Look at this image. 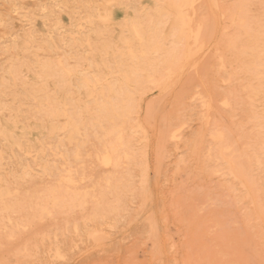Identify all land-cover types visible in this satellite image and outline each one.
Segmentation results:
<instances>
[{"label":"rangeland","instance_id":"obj_1","mask_svg":"<svg viewBox=\"0 0 264 264\" xmlns=\"http://www.w3.org/2000/svg\"><path fill=\"white\" fill-rule=\"evenodd\" d=\"M43 1L0 0V264H264V0Z\"/></svg>","mask_w":264,"mask_h":264},{"label":"bare ground","instance_id":"obj_2","mask_svg":"<svg viewBox=\"0 0 264 264\" xmlns=\"http://www.w3.org/2000/svg\"><path fill=\"white\" fill-rule=\"evenodd\" d=\"M31 1H32V0H31ZM34 1H35V0H34ZM181 1H183V0H181ZM186 1H187V0H186ZM192 1H193V0H192ZM192 1H191V2H192ZM195 1H196V0H195ZM217 1H218V0L213 1L214 4H215V2H217ZM223 1H224V0H223ZM243 1H245V0H243ZM42 2H44V1L42 0ZM189 2H190V1H189ZM191 2H190V5H191ZM198 2H200V1H198ZM219 2L222 4V0L219 1ZM234 2L236 3L237 1H234ZM238 2L241 3L242 1L238 0ZM248 2H251V0H247V2L245 1L244 4H245V3H248ZM90 3H91V2H90ZM193 3H194V2H193ZM200 3H201V2H200ZM205 3H206V2H205ZM205 3H204V6L207 7V5H205ZM224 3H225V2H224ZM224 3H223V4H224ZM57 4H58V3H57ZM170 4H171V3H170ZM181 4H182V3H181ZM184 4H185V2H184ZM186 4H187V2H186ZM186 4H185V5H186ZM221 4H220L219 7L222 6ZM241 4H242V3H241ZM250 4H251V3H250ZM187 5H188V4H187ZM194 5H197V3L194 4ZM202 5H203V4H202ZM215 5H217V4H215ZM224 5H225V4H224ZM237 5L239 6V3H238ZM237 5H236V8H238ZM242 5H243V4H242ZM217 6H218V5H217ZM243 6H244V5H243ZM165 7H166V6H165ZM176 7H177V6H176ZM179 7H181V6H179ZM190 7H191V6H190ZM206 7H202V8L206 10ZM219 7H218V8H219ZM223 7H224V6H223ZM223 7H222V10L225 11L226 9H225V7H224V8H223ZM241 7H242V6H241ZM241 7H240V9H241ZM263 7H264V6H263ZM263 7H262V8H263ZM166 8H167V7H166ZM181 8H182V7H181ZM184 8H186V7H184ZM184 8H183V9H184ZM188 8H189V7H188ZM195 8H196V7H195ZM215 8H216V7H215ZM66 9H67V8H66ZM84 9H85V8H84ZM177 9H179V8H177ZM203 9H202V11H204ZM207 9H208V8H207ZM224 9H225V10H224ZM231 9H232V8H231ZM231 9H230V10H231ZM234 9H235V8H234ZM234 9H233V10H234ZM64 10H65V9H64ZM93 10H94V9H93ZM219 10H220V8H219ZM222 10H221V11H222ZM227 10H228V9H227ZM227 10H226V11H227ZM233 10H232V12H233ZM238 10H239V8H238ZM241 10H242V9H241ZM260 10L262 11L261 8H260ZM41 11H42V10H41ZM91 11H92V10H91ZM94 11H95V10H94ZM186 11H187V10H186ZM223 11H222V12H223ZM226 11H225V12H226ZM235 11H236V10H235ZM263 11H264V10H263ZM263 11H262V13H263ZM162 12H163V10H162ZM183 12H184V11H183ZM207 12H208V11H207ZM219 12H220V11H219ZM227 12H228V11H227ZM232 12H231V14H232ZM241 12H242V11H241ZM241 12H240V13H241ZM250 12H251V11H250ZM8 13H9V12H8ZM154 13H155V12H154ZM223 13H224V12H223ZM229 13H230V12H229ZM237 13H238V11H237ZM258 13H260V12H258ZM69 14H70V13H69ZM110 14H111V13H110ZM186 14H187V12H186ZM189 14H190V12H189ZM196 14H197V13H196ZM210 14H211V13H210ZM221 14H222V13H221ZM224 14H225V13H224ZM231 14H230V15H231ZM234 14H235V13H234ZM56 15H57V14H56ZM60 15H61V14H60ZM60 15H59V16H60ZM226 15H227V13H226ZM226 15H225V16H226ZM242 15H243V14H242ZM244 15H245V14H244ZM259 15H260V14H257L256 16L258 17ZM262 15H264V14H262ZM262 15L259 16V17L264 18ZM12 16H13V15H12ZM24 16H25V15H24ZM66 16H67V15H66ZM187 16H188V15H187ZM187 16H186V17H187ZM204 16L206 17V16H210V15H207V14L205 15V13H204ZM204 16H203V18H205ZM221 16H222V15H221ZM227 16L230 17L229 15H227ZM232 16H233V15H232ZM239 16H240V15H239ZM247 16H249V15H247ZM253 16H254V15H253ZM256 16H254V17H256ZM186 17H185V18H186ZM188 17H189V16H188ZM188 17H187V18H188ZM193 17H194V16H193V14H192V17H191V18H193ZM236 17H237V16H236ZM257 17H256V18H257ZM60 18H61V16H60ZM106 18H107V17H106ZM187 18H186V21H187ZM201 18H202V16H201ZM206 18H207V17H206ZM217 18H218V17H217ZM233 18H234V17H233ZM245 18H247V17L245 16ZM250 18H251V17H250ZM252 18H253V17H252ZM87 19H88V18H87ZM210 19L212 20V16H210ZM221 19H223V18H221ZM237 19H239V17H238ZM248 19H249V18H248ZM257 19H258V18H257ZM60 20H62V19H60ZM68 20H70V19H68ZM101 20H102V19H101ZM103 20H104V19H103ZM103 20H102V22H103ZM135 20H136V18H135ZM183 20H184V19H183ZM183 20H181V21H183ZM188 20H189V19H188ZM192 20H193V19H192ZM204 20H205V19H204ZM207 20H208V18H207ZM207 20H206V22H207ZM226 20H227V19H226ZM226 20H225V21H226ZM228 20H229V19H228ZM230 20H231V19H230ZM244 20H245V19H244ZM246 20H247V19H246ZM246 20H245V21H246ZM250 20H251V19H250ZM254 20H255V18H254ZM105 21H106V19H105ZM181 21H180V23H181ZM190 21H191V20H190ZM197 21H198V20H197ZM221 21H222V20H221ZM233 21H234V20H233ZM235 21H237V20H235ZM235 21H234V24H235ZM245 21H244V22H245ZM248 21H249V20H248ZM251 21H253V20H251ZM251 21H250V22H246V23L248 24V23H253V22L256 23V22H257V21H253V22H251ZM57 22H58V21H57ZM61 22H62V21H61ZM133 22H135V21H133ZM133 22H132V23H133ZM187 22H188V21H187ZM203 22H204V21H203ZM227 22H230V21H227ZM244 22H242V23H244ZM50 23H51V22H50ZM54 23H55V22H54ZM99 23H100V22H99ZM129 23H130V22H129ZM184 23H185V22H184ZM199 23H200V22H199ZM209 23L213 24L211 21L208 22V24H209ZM231 23H232V22H231ZM231 23H230V24H231ZM260 23H261V22H260ZM88 24H90V23H88ZM181 24H182V23H181ZM186 24H187V23H186ZM236 24H237V23H236ZM261 24H262V23H261ZM261 24H257V26H258V25H261ZM60 25H61V24L59 23V26H60ZM68 25H69V23H68ZM133 25H134V23H133ZM184 25H185V24H184ZM189 25H190V23H189ZM227 25H228V24H227ZM232 25H233V23H232ZM232 25H231V26H232ZM237 25H238V24H237ZM242 25H243V24H242ZM253 25H254V23H253ZM253 25H252V26H253ZM262 25H263V24H262ZM126 26H127V25H126ZM129 26H130V25H129ZM193 26H194V25H193ZM197 26H198V25H197ZM197 26H196V27H197ZM200 26H201V24H200ZM225 26H226V25H225ZM246 26H249V24L246 25ZM39 27H40V26H39ZM62 27H63V26H62ZM130 27H131V26H130ZM139 27H140V26H139ZM180 27H182V26L180 25ZM184 27H185V26H183L182 28H184ZM186 27H187V26H186ZM188 27H189V26H188ZM201 27H202V26H201ZM221 27H222V26H221ZM234 27H235L234 30H236V26H234ZM242 27H243V26H242ZM242 27H241V28H242ZM244 27H245V26H244ZM249 27H250V26H249ZM64 28H65V26H64ZM79 28H81V27H79ZM131 28H132V27H131ZM219 28H220V26H219ZM222 28H223V27H222ZM230 28H231V27L229 26V29H230ZM252 28H253V27H252ZM41 29H42V28H41ZM41 29H39V30H41ZM70 29H71V28H70ZM188 29H189V28H188ZM196 29H198V27H197ZM196 29H194V30H196ZM226 29H227V27H226ZM246 29H249V28H246ZM255 29H256V28H255ZM260 29H261V27H260ZM260 29H259V30H260ZM68 30H69V29H68ZM133 30H134V27H133ZM232 30H233V29H231V31H232ZM242 30H243V29H242ZM3 31H4V30H3ZM41 31H42V30H41ZM130 31H131V30H130ZM179 31H180V30H179ZM189 31H190V30H189ZM196 31H198V30H196ZM196 31H195V33L198 34V32H196ZM224 31H225V30H224ZM248 31H252V30H251V27H250V30H248ZM255 31H258V27H257V30H255ZM4 32H5V31H4ZM4 32H3V33H4ZM134 32H135V31H134ZM186 32H188V31L186 30ZM186 32H185V33H186ZM260 32H261V30H260ZM25 33H26V32H25ZM46 33H47V32H46ZM118 33H119V32H118ZM190 33H191V31H190ZM190 33H189V34H190ZM195 33H194V34H195ZM220 33H221V32H220ZM234 33H235V31L233 32V34H234ZM238 33H239V31H238ZM245 33H246V32H245ZM250 33H251V32H250ZM29 34H30V33H29ZM89 34H90V33H89ZM121 34H122V33H121ZM135 34H136V33H135ZM135 34H134V35H135ZM183 34H184V33H183ZM191 34H192V33H191ZM191 34H190V37L192 36ZM197 34H196V36H197ZM229 34H230V36H231V33H229ZM233 34H232V35H233ZM259 34H260V33H259ZM4 35H5V34H4ZM4 35H3V36H4ZM49 35H50V34H49ZM224 35H225V34H224ZM227 35H228V33H227ZM248 35H249V34H248ZM253 35H254V34H253ZM8 36H9V35H8ZM8 36H7V37H8ZM29 36H30V35H29ZM79 36H80V35H79ZM181 36H182V34H181ZM183 36H184V35H183ZM185 36H186V35H185ZM222 36H223V35H222ZM241 36H242V34H240V37H241ZM244 36H245V34H244ZM21 37H22V36H21ZM65 37H66V36H65ZM65 37H64V38H65ZM73 37H74V36H73ZM82 37H83V35H82ZM96 37H97V36H96ZM121 37H122V36H121ZM231 37H232V36H231ZM236 37H237V36H236ZM74 38H75V37H74ZM74 38H73V39H74ZM76 38H77V37H76ZM117 38H118V37H117ZM136 38H137V37H136ZM155 38H156V37H155ZM186 38H188V37H185V39H186ZM192 38H193V36H192ZM224 38H226V40H227V37H224ZM244 38L247 39V37H244ZM253 38H254V37H253ZM25 39H27V38H25ZM93 39H96V38L94 37ZM134 39H135V38H134ZM188 39H189V38H188ZM200 39H201V38H200ZM232 39H233V38H232ZM234 39H237V38H235V35H234ZM234 39H233V40H234ZM242 39H243V38H242ZM249 39H250V38H249ZM249 39H248V42H247V41H244L245 43H247V45L250 44ZM74 40H75V39H74ZM97 40H99V39H97ZM124 40H125V39H124ZM124 40H123V41H124ZM189 40H190V39H189ZM191 40H192V39H191ZM195 40H196V39H195ZM230 40H231V38H230ZM237 40H238V39H237ZM237 40H235L237 43L240 42V41H237ZM184 41H185V40H184ZM228 41H229V40H228ZM242 41H243V40H242ZM253 41H254V40H253ZM76 42H77V41H75V43H76ZM138 42H139V41H138ZM236 42L234 43V45L236 44ZM251 42H252V41H251ZM22 43H23V42H22ZM185 43H186V42H185ZM192 43H193V42H192ZM195 43H196V41H195ZM226 43H227V42H225V44H226ZM88 44H89V43H88ZM139 44H140V43H139ZM225 44H224V45H225ZM230 44H231V42H230ZM230 44H229V45H230ZM232 44H233V43H232ZM240 44H241V43H240ZM242 44H243V42H242ZM253 44H254V43H253ZM8 45H9V43H8ZM24 45H25V43H24ZM27 45H28V44H27ZM229 45H227V46H229ZM236 45H237V44H236ZM236 45H235V46H236ZM238 45H239V44H238ZM251 45H252V44H251ZM19 46H20V45H19ZM44 46H46V45H44ZM53 46H55V45L53 44ZM103 46H104V44H103ZM198 46H200V44H198ZM198 46H197V47H198ZM222 46H223V45H222ZM227 46H226V47H227ZM235 46H234V47H235ZM239 46H240V45H239ZM245 46H246V45H245ZM245 46H244V47H245ZM11 47H12V45H11ZM30 47H31V46H30ZM65 47H66V45H65ZM81 47H82V46H81ZM190 47H192V45H191ZM200 47H201V46H200ZM229 47H230V46H229ZM229 47H228V50H229V53H230V49H229ZM232 47H233V45H232ZM250 47H251V46H250ZM45 48H46V47H45ZM58 48H60V47H58ZM61 48H62V47H61ZM198 48H199V47H198ZM223 48H224V46H223ZM223 48H222L221 51L224 52L225 48H224V49H223ZM236 48H239V47H236ZM236 48H235V49H236ZM247 48H248V47H247ZM5 49H6V48H5ZM70 49H71V48H70ZM78 49H79V48H78ZM80 49H81V48H80ZM184 49H185V48H184ZM187 49H188V48H187ZM196 49H197V48H196ZM202 49H203V47H202ZM202 49H201V50H202ZM226 49H227V48H226ZM231 49H232V48H231ZM241 49H243V48H241ZM245 49H246V48H245ZM250 49H251V48H250ZM16 50H17V49H16ZM52 50H53V49H51V51H52ZM54 50H55V49H54ZM58 50H59V49H58ZM58 50H57V52H58ZM60 50H61V49H60ZM152 50H153V49H152ZM236 50H237V49H236ZM236 50H234V52H235ZM243 50H244V49H243ZM10 51H11V50H10ZM24 51H25V50H24ZM55 51H56V50H55ZM78 51H80V50H78ZM112 51H115V50H112ZM150 51H151V50H150ZM188 51H190V50L188 49ZM193 51H195V53L193 54V57H194L195 54H197L200 50H199V51H198V50H195V46H194V50H193ZM206 51H207V50H206ZM231 51H232V50H231ZM17 52H20V51L17 50ZM17 52H16V53H17ZM39 52H40V51H39ZM64 52H65V51H64ZM64 52H63V53H64ZM104 52H105V51H104ZM104 52H103V53H104ZM128 52H129V50H128ZM196 52H197V53H196ZM240 52H241V51H239L238 53H240ZM44 53H45V51H44ZM58 53H59V52H58ZM112 53H113V52H112ZM118 53H119V52H118ZM205 53H206V52H205ZM225 53H226V52H225ZM225 53H224V54H225ZM231 53L233 54V51H232ZM241 53H243V52H241ZM246 53H247V52H246ZM17 54H19V53H17ZM33 54H34V53H33ZM37 54H38V53H36V55H37ZM61 54H62V53H61ZM61 54H60V55H61ZM142 54H143V53H142ZM187 54H189L188 57H190V55L192 54V51H191L190 53L188 52ZM220 54H222V52H221ZM236 54H237V53H236ZM31 55H32V54H31ZM55 55H56V54H55ZM58 55H59V54H58ZM60 55H59V56H60ZM108 55H109V54H108ZM114 55H115V54H114ZM127 55H128V54H127ZM130 55H131V54H130ZM182 55H183V57L185 56L184 53H183ZM222 55H223V54H222ZM222 55H221L220 57H222ZM227 55H228V54H227ZM227 55H226V56H227ZM229 55H231V54H229ZM238 55H239V54H238ZM11 56H13V55H11ZM23 56H24V55H23ZM28 56H30V55H28ZM67 56H68V55H67ZM87 56H89V55H87ZM97 56H99V55H97ZM103 56H105V55H103ZM103 56H102V57H103ZM140 56H141V55H140ZM191 56H192V55H191ZM226 56H225V58H226ZM233 56H235V53H234ZM233 56H232V57H233ZM240 56H241V55H240ZM240 56H239V57H240ZM21 57H22V55H21ZM31 57H32V56H31ZM50 57H52V55H51ZM50 57H49V58H50ZM55 57H56V56H55ZM57 57H58V56H57ZM62 57L64 58V57H66V56H63V54H62ZM72 57H73V56H72ZM76 57H77V56H76ZM84 57H85V56H84ZM118 57H119V56H118ZM124 57H125V56H124ZM227 57H228V56H227ZM232 57H231V58H232ZM241 57L243 58V57H244V54H243V56H241ZM17 58H18V55H17ZM19 58H20V57H19ZM19 58H18V59H19ZM34 58H35V57H34ZM34 58H33V59H34ZM41 58H42V57H41ZM63 58H62V59H63ZM69 58H71V57H69ZM103 58H104V57H103ZM225 58H222V62H223V60H224ZM228 58L231 59L230 56H229ZM228 58H227V59H228ZM235 58L238 59L237 55H236ZM261 58H262V57H261ZM100 59H101V58H100ZM131 59H132V58H131ZM187 59H189V58H187ZM232 59H233V58H232ZM232 59H231V60H232ZM237 59H236V60H237ZM34 60H35V59H34ZM37 60H38V59H37ZM183 60H185V59H183ZM231 60H228V61L231 63ZM233 60H235V59H233ZM239 60H240V58H239L237 61L240 62ZM46 61H47V60H46ZM61 61H62V60H61ZM67 61H68V60H67ZM113 61H114V60H113ZM128 61H129V60H128ZM15 62H16V61H15ZM57 62H58V61H57ZM184 62H186V61H184ZM222 62H221V63H222ZM224 62H227V60L224 61ZM232 62H233V61H232ZM235 62H236V61H235ZM235 62H233L234 65H235ZM238 62H237V63H238ZM243 62H244V61H243ZM243 62H241V65H242ZM245 62H246V61H245ZM13 63H14V62H13ZM46 63H47V62H46ZM53 63H54V62H53ZM59 63H60V62H59ZM59 63H58V64H59ZM227 63H228V62H227ZM230 63H229L228 65H230ZM15 64H16V63H15ZM37 64H38V63H37ZM132 64H133V62H132ZM136 64H137V63H136ZM48 65H49V64H48ZM86 65H87V64H86ZM130 65H131V63H130ZM133 65H134V64H133ZM222 65H223V64H222ZM222 65H221V66H222ZM225 65H226V64H225ZM228 65H226V66H228ZM232 65H233V64H231V67H233ZM237 65H238V64H237ZM247 65H248V64H247ZM247 65H246V66H247ZM249 65H250V64H249ZM249 65H248V66H249ZM59 66H60V65H59ZM63 66H64V65H63ZM136 66H137V65H136ZM223 66H224V65H223ZM96 67H97V66H96ZM115 67H116V66H115ZM160 67H161V66H160ZM183 67H184V66H183ZM229 67H230V66H229ZM234 67H235V66H234ZM236 67H237V66H236ZM238 67L240 68L239 65H238ZM49 68H50V67H49ZM88 68H89V67H88ZM192 68H194V67H192ZM192 68H190V69H192ZM223 68H224V67H223ZM47 69H48V68H47ZM65 69H66V68H65ZM86 69H87V67H86ZM93 69H94V68H93ZM220 69H221V68H220ZM227 69H228V68H227ZM230 69H231V68H230ZM230 69H228V70L230 71ZM11 70H12V69H11ZM15 70H16V69H15ZM23 70H25V69L23 68ZM23 70H22V71H23ZM66 70H67V69H66ZM88 70H89V69H88ZM116 70H117V69H116ZM214 70H215V68H214ZM214 70H213V71H214ZM228 70H227V71H228ZM96 71H97V70H96ZM117 71H118V70H117ZM168 71H169V69H168ZM215 71H216V70H215ZM215 71H214V72H215ZM218 71H219V70H218ZM224 71H225V70H224ZM224 71H223V72L221 71V72L224 73ZM229 71H228V72H229ZM234 71H235V70H234ZM8 72H9V71H8ZM64 72H65V74H66V71H65V70H64ZM151 72H152V71H151ZM164 72H165V71H164ZM169 72H170V71H169ZM172 72H173V71H172ZM172 72H170V74H171ZM235 72H237V71H235ZM27 73H28V72H27ZM85 73H86V72H85ZM87 73H88V72H87ZM93 73H94V72H93ZM152 73H153V72H152ZM217 73H218V72H217ZM225 73H226V72H225ZM230 73H231V71H230ZM69 74H70V73H69ZM91 74H92V73H91ZM173 74H174V73H173ZM173 74H172V75H173ZM16 75H17V74H16ZM45 75H46V73H45ZM66 75L68 76V73H67ZM75 75H77V74L75 73ZM89 75H90V74H89ZM145 75H146V74H144V76H145ZM179 75H180V74H179ZM214 75H216V73H215ZM4 76H5V75H4ZM4 76H3V77H4ZM11 76H12V75H11ZM31 76H32V75H31ZM52 76H53V75H52ZM91 76H92V75H91ZM108 76H109V75H108ZM124 76H125V75H124ZM150 76H151V75H150ZM166 76H167V75H166ZM166 76H165L164 78H166ZM169 76H170V75H168L167 78H168ZM217 76H218V75H217ZM223 76H224V75H222V77H223ZM68 77H69V76H68ZM68 77H67V78H68ZM72 77H73V75H72ZM114 77H116V76H114ZM147 77H148V76H147ZM147 77H146V78H147ZM177 77H178V76H177ZM219 77H220V71H219ZM222 77H221V78H222ZM53 78H55V77H53ZM92 78H93V77H92ZM119 78H120V77H119ZM125 78H126V77H125ZM171 78H172V77H171ZM217 78H218V77H217ZM223 78H224V77H223ZM90 79H91V78H90ZM107 79H108V78H107ZM168 79H169V78H168ZM70 80H71V79H70ZM84 80H85V79H84ZM99 80H100V79H99ZM136 80H137V79H136ZM146 80H147V79H146ZM107 81H108V80H107ZM183 81H184V80H183ZM220 81H221V80H220ZM63 82H64V81H63ZM97 82H98V81H97ZM125 82L128 83V80L125 81ZM162 82H163V81H162ZM177 82H178V81H177ZM222 82H223V81H221V83H222ZM84 83H86V82L84 81ZM87 83H88V81H87ZM105 83H106V82H105ZM105 83H104V84H105ZM158 83H159V82H157V84H158ZM182 83H183V82H182ZM56 84H57V83H56ZM99 84H100V83H99ZM154 84H155V83H154ZM185 84H186V83H185ZM222 84H223V83H222ZM68 85H69V84H68ZM76 85H77V84H76ZM86 85H87V84H86ZM93 85H94V83H93ZM136 85H137V84H136ZM139 85H140V84H139ZM126 86H127V85H126ZM142 86H143V85H142ZM156 86H158V85H156ZM55 87H56V86H55ZM62 87H63V85H62ZM69 87H70V86H69ZM134 87H135V86H134ZM92 88H93V87H92ZM97 88H98V86H97ZM100 88H101V87H100ZM129 88H130V87H129ZM130 89H131V88H130ZM59 90H60V89H59ZM88 90H89V87H88ZM108 90H109V89H108ZM110 90H111V88H110ZM61 91H63V90H61ZM74 91H75V90H74ZM79 91H80V90H79ZM81 91H82V90H81ZM77 93H78V92H77ZM24 94H25V93H24ZM54 94H55V93H54ZM73 95H74V94H73ZM66 96H67V95H66ZM66 96H65V97H66ZM68 96H69V95H68ZM107 96H108V95H107ZM22 97H23V99H24V96H22ZM65 97H64V98H65ZM193 97H194V96H193ZM13 98H14V97H13ZM225 98H226V97H225ZM225 98H224V100H225ZM7 99H8V98H7ZM9 99H10V98H9ZM10 100H11V99H10ZM13 100H14V99H13ZM63 100H64V99H63ZM118 100H119V101H117L116 103H111V104H110V107H109V106H106V105H102L101 107H99V109H98V117H101L100 119L103 120V119L108 118V117L110 118L111 114L117 113L119 110H123L124 107H125V100H123V99H118ZM190 100H191V99H190ZM47 101H48V100H47ZM204 101H205V100H204ZM37 102L40 103L41 101H37ZM192 102H193V101H192ZM11 103H12V102H11ZM13 103H14V102H13ZM39 103H38V105H39ZM206 103H207V102H206ZM206 103H205V104H206ZM195 104H197V103H195ZM195 104H194V105H195ZM207 104H209V102H208ZM218 104H221V102H219ZM10 105H12V104H10ZM221 105H223V104H221ZM197 106H198V104H197ZM224 106H225V105H224ZM20 107H21V106H20ZM207 107H208V105H207ZM222 107H223V106H222ZM22 108H23V107H22ZM195 108H196V107H195ZM197 108H198V107H197ZM198 109H199V108H198ZM198 109H197V112L200 113ZM204 109H205V108H204ZM6 110H7V109H6ZM36 110H37V109H36ZM192 110H193V109H192ZM210 110H211V109H210ZM37 111H38V110H37ZM194 111H195V110H194ZM200 111H201V110H200ZM74 112H75V111H72V113H70V114H69V113L66 114L65 111H64L61 107H59L58 105H55V106H53V108L51 109V111H50V115H51V117H57V116H60V115L62 114V116L66 117L67 123H69L68 125H70V127L73 128V127H78V124H77L78 121L76 120V117H75V113H74ZM195 112H196V111H195ZM28 113H29V112H28ZM32 113H34V112H32ZM35 113H37V112H35ZM126 113H128V112L126 111ZM207 113H208V112H207ZM192 114H193V113H192ZM194 114H195V113H194ZM22 115H23V114H22ZM29 115H30V113H29ZM31 115L34 116V114H31ZM31 115H30V116H31ZM36 115H37V114H36ZM115 115H116V114H115ZM116 116H117V115H116ZM129 116H130V115H129ZM195 116H196V115H195ZM205 116H206V115H205ZM64 117H63V118H64ZM111 117H112V116H111ZM201 117H202V116H201ZM0 118H1V117H0ZM30 118H31V117H30ZM34 118H37V117H34ZM34 118H33V120H34ZM195 119H196V118H195ZM204 119H205V118H204ZM1 120H2V119H1ZM110 120H111V119H110ZM207 120H208V119H207ZM30 121H31V120H30ZM76 121H77V122H76ZM99 121H100V120H99ZM8 122H9V121H8ZM34 122H35V121H34ZM39 122H41V121H39ZM39 122H38V123H39ZM46 122H47V121H46ZM49 122H50V121H49ZM44 123H45V122H44ZM44 123H43V124H44ZM120 123H121V122H120ZM192 123H193V122H192ZM195 123H196V122H195ZM205 123H206V122H205ZM39 124H40V123H39ZM34 125H35V124H34ZM206 125H207V124H206ZM18 126H19V125H18ZM21 126H22V125H21ZM83 126H84V125H83ZM46 127H47V126H46ZM50 127H51V126H50ZM115 127H116V126H115ZM115 127H114V128H115ZM21 128H22V127H21ZM42 128H43V127H42ZM198 128H199V126H198ZM74 129H75V128H74ZM118 129H119V128H118ZM120 129H121V128H120ZM120 129H119V131H120ZM101 130H102V129H101ZM198 131H200V130L198 129ZM50 132H51V131H50ZM70 132H71V131H70ZM88 132H89V130H88ZM214 132H215V131H214ZM22 133H23V132H22ZM112 133H113V132H112ZM107 134H108V132H107ZM107 134H106V135H107ZM118 134H119V133H118ZM169 134H170V133H169ZM171 134H172V133H171ZM25 136H26V135H25ZM28 136H30V135H28ZM135 136H136V135H135ZM115 137H116V136H115ZM172 137L174 138V137H175V134H172ZM221 137H222V136H221ZM28 138H29V137H28ZM40 138H41V137H40ZM65 138H66V137H65ZM178 138H179V137H178ZM66 139H68V138H66ZM176 139H177V137H176ZM176 139H175V140H176ZM70 140H71V139H70ZM169 140H171V139H169ZM177 140H178V139H177ZM67 141H68V140H67ZM77 142H78V141H77ZM81 142H82V141H81ZM131 142H132V141H131ZM36 144H37V143H36ZM57 144H59V142H58ZM75 144H76V143H75ZM15 146H16V145H15ZM26 146H27V145H26ZM200 146H201V145H200ZM11 147H12V146H11ZM31 147H32V146H31ZM229 147H230V146H229ZM15 148H17V147H15ZM20 148H21V147H20ZM55 148H56V147H55ZM2 149H5V148H2ZM17 149H18V148H17ZM101 149H102V148H101ZM227 149H228V148H227ZM227 149H226V150H227ZM85 150H86V149H85ZM103 150H104V155L102 154L103 156H102V155L99 156V157L102 156V158H101V162H100V163H102L103 165H109V164H110V161H111V159H112V157H113V155H114V153H115V151H116V148H115V146H109V147H106V148L103 149ZM224 150H225V149H224ZM5 151H6V149H5ZM49 151H50V150H49ZM76 151H77V150H76ZM20 152H22V151H20ZM6 153H7V151H6ZM74 153H76V152H74ZM85 154H86V153H85ZM207 154H208V151H207ZM214 154H215V153H214ZM219 154H220V153H219ZM232 154H233V152H232ZM23 155H24V154H23ZM75 155H76V154H75ZM75 155H74V156H75ZM88 155H89V152H88ZM74 156H72V157H74ZM124 156H125V155H124ZM89 158H90V157H89ZM95 158H96V156H95ZM19 159H20V158H19ZM117 159H118V158H117ZM226 159H227V158H226ZM227 160H228V159H227ZM97 161H98V160H97ZM19 163H20V162H19ZM88 163H89V162H88ZM79 164H81V163H79ZM139 164H140V163H139ZM72 165H73V164H72ZM82 165H83V164H82ZM82 165H81V166H82ZM103 165H101V166H103ZM34 166H35V165H34ZM62 166H63V165H62ZM74 166H75V165H74ZM28 168H29V167H28ZM36 168H38V167H36ZM62 168H64V167H62ZM81 168H82V167H81ZM81 168H80V169H81ZM82 169H83V168H82ZM89 169H90V168H89ZM89 169H88V170H89ZM3 170H4V169H3ZM26 170H27V169H26ZM74 170H75V169H74ZM90 170H91V169H90ZM11 171H12V170H11ZM37 171H38V170H37ZM80 171H81V170H80ZM83 171H84V170H83ZM51 172H52V171H51ZM81 172H82V171H81ZM87 172H88V171H87ZM36 173H37V172H36ZM57 173H58V171H57ZM66 173H67V172L65 171V174H66ZM83 173H84V172H83ZM5 174H6V171H5ZM14 174H15V173H14ZM63 174H64V173H63ZM65 174H64V175H65ZM67 174H68V173H67ZM67 174H66V175H67ZM81 174H82V173H81ZM107 174H108V172H107ZM216 174H217V173H216ZM22 175H23V174H22ZM82 175H83V174H82ZM67 177H69V180H70L71 182L74 180V179L72 180L70 176H67ZM84 177H85V176H84ZM81 178H82V177H81ZM81 178H80V179H81ZM1 179H2V177H1ZM19 179H21V178H19ZM59 179H60V178H59ZM77 179H78V178H77ZM62 180H63V179H62ZM65 180H66V179H65ZM67 180H68V179H67ZM78 180H79V179H78ZM82 180H83V179H82ZM17 181H18V179H17ZM63 181H64V180H63ZM128 181H129V180H128ZM0 182H1V181H0ZM68 182H69V181H68ZM107 182H108V181H107ZM72 183H73V182H72ZM83 183H84V182H83ZM100 183H101V182H100ZM56 184H58V183H56ZM69 184H71V183H69ZM74 184H75V183H74ZM96 184H97V183H96ZM117 184H118V183H117ZM76 185H77V184H76ZM76 185H75V186H76ZM86 185H87V184H86ZM91 185H92V184H91ZM75 186L73 185V187H75ZM108 186H109V185H107V187H108ZM243 186H244V185H243ZM77 187H78V186H77ZM91 187H93V186H91ZM245 187H246V186H245ZM57 188H58V187H57ZM86 188H87V187H86ZM86 188H85V189H86ZM93 188H94V187H93ZM110 188H111V187H110ZM54 189H55V188H54ZM85 189H84V191H85ZM245 189H246V188H245ZM5 190H6V189H5ZM5 190H4V191H5ZM49 190H50V189H49ZM68 190H69V189H68ZM100 190H101V189H100ZM246 190H247V189H246ZM0 191H1V190H0ZM77 191H78V190H77ZM84 191H83V192H84ZM78 192H79V191H78ZM87 192H88V191H87ZM4 193H5V192H4ZM6 193L8 194V192H6ZM79 193H80V192H79ZM85 193H86V192H85ZM8 195H9V194H8ZM17 195H18V194H17ZM102 195H103V194H102ZM5 196H7V195H5ZM52 198H53V197H52ZM61 198H62V197H61ZM92 198H93V197H92ZM99 198H100V197H99ZM94 199H95V198H94ZM57 200H58L57 198H54V199H53L54 202H57ZM18 203H19V200H18ZM83 203H84V202H83ZM1 204H2V203H1ZM3 204H4V202H3ZM84 204H85V203H84ZM10 205H12V204H10ZM97 205H98V204H97ZM2 206H3V205H2ZM14 207H15V206H14ZM15 208H16V207H15ZM73 208H74V207H73ZM68 213H69V211H68ZM40 217H41V216H40ZM38 219H39V218H38ZM39 220H40V219H39ZM39 222H40V221H39ZM7 223H9V222L7 221ZM25 223H26V222H25ZM27 223H28V222H27ZM27 223H26V224H27ZM10 224H11V223H10ZM14 224H15V223H14ZM73 225H74V224H73ZM75 225H76V224H75ZM15 226H16V225H15ZM28 226H29V224L27 225V227H28ZM110 226H111V225H110ZM27 227H26V228H27ZM75 227H76V226H75ZM116 227H117V226H116ZM3 229H4V228H3ZM72 229H73V227H72ZM73 230H76V229H73ZM0 232H1V231H0ZM37 232H38V231H37ZM38 233H39V232H38ZM65 233H66V232H65ZM91 233H92V232H91ZM96 233H97V232H96ZM93 234H94V232H93ZM102 234H103V233H102ZM40 236H41V235H40ZM94 236H95V235H94ZM96 236H98V235H96ZM100 236H101V235H100ZM43 237H44V236H43ZM90 237H91V236H90ZM54 238H55V237H54ZM92 239H93V238H92ZM94 239H95V238H94ZM97 239H98V238H97ZM9 240H10V239H9ZM95 243H96V242H95ZM49 252H50V251H49ZM54 252H55V251H54ZM54 252H53V253H54ZM25 253H26V252H25ZM55 254H57L56 256H58V252H56ZM53 257H54V255H53ZM48 258H49V257H48ZM60 258H63V257L60 256Z\"/></svg>","mask_w":264,"mask_h":264}]
</instances>
